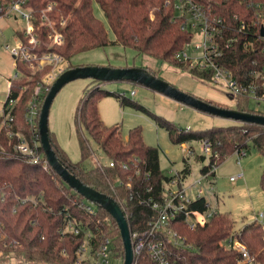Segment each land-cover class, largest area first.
<instances>
[{
    "label": "trees",
    "instance_id": "trees-1",
    "mask_svg": "<svg viewBox=\"0 0 264 264\" xmlns=\"http://www.w3.org/2000/svg\"><path fill=\"white\" fill-rule=\"evenodd\" d=\"M96 1L114 35L113 40L109 39L106 26L95 16L93 0H33L39 37V44L33 52L38 56L49 53L61 56L67 66L63 71H66L75 68L71 64L75 55L109 46H123L136 51L138 55L153 57L175 68L184 69L201 81L210 78L203 72L190 71L186 62L176 59L177 53L193 41V34L184 28V19L176 17L175 10L167 3L168 0ZM197 1L211 4L215 14L232 25L237 26L242 20L251 22L256 19L257 9L248 7L251 0ZM259 2L264 7V0ZM44 17L49 19L51 26L48 22L42 26L43 22H46ZM235 18L238 20L233 22ZM52 32L62 35L61 43L56 44L49 38ZM237 37L238 42L247 39L243 34ZM24 44L30 48L25 41ZM258 58L259 53L256 54L250 49L244 50L241 43L229 51L225 63L238 80L249 82L250 72L255 69L253 63ZM26 65L19 63L16 67L19 76L10 81L7 101L18 99V129L31 138L34 135L33 130L24 120V115L30 101L36 98L40 102L41 114L51 89L39 96L36 95L35 84L50 67H45L42 73L28 74ZM146 70L150 72L149 69ZM152 74L157 77V74ZM105 84L92 80L91 87L80 100L77 118L81 129L86 130L103 151L106 163L112 161L116 166H86L85 160L91 153L95 156L96 154L91 152L83 135L80 136L82 158L78 163L71 162L67 153L60 149L55 134L50 131L51 147L59 162L64 164L76 179H80L92 190L110 196L121 206L131 235L138 233L140 238L147 239L149 224L155 219L156 212L147 205L139 204L140 196L144 199H162L164 186L170 177L162 174L160 150L145 144L140 126L129 130L127 138L124 139L120 125L104 124L99 114V101L102 98L114 97L121 107L146 111L142 105L125 95L105 90ZM250 101L246 95L239 97L236 100L237 111L264 115L251 110ZM208 103L224 109L229 108ZM159 125L168 131L175 145L201 142L209 147L208 156L195 157L198 163H208L200 169L202 174L211 173L210 175L215 177V168L234 154L245 157L252 146L264 158V126L261 125L234 123L227 127L213 126L210 129L188 130L161 118ZM36 133L39 134V130ZM39 139L41 143V135ZM15 140H11L5 131L1 130L0 149L2 147L6 155L0 157V264H11V258H15L17 264H76L83 234L79 237L62 236L60 230L67 218L82 224L84 230H91L96 234V248L107 238L111 239L114 254L122 261L125 260L120 229L111 214L99 205L95 206L94 215L83 209L81 204L86 201L85 197L68 187L50 164L46 169V156L42 145L38 150L44 154V161L31 164L15 153ZM187 153L188 156L194 155L191 149ZM184 161L185 167L180 174L185 179L191 174V169L189 158ZM123 165H127V168H123ZM261 174L260 188L264 192V167ZM121 182L124 183L123 186L120 185ZM127 184H131L132 189H128ZM131 193L133 200H129ZM189 208L200 211L210 209L206 198L190 204ZM179 222L176 230L186 238V246L170 249L172 258L178 264H238L240 253L230 245L234 240L249 250L254 264H264V222L256 220L238 231L234 229V220L221 212L205 225L195 229H191L183 217ZM12 242L20 243L21 246L10 248ZM137 264L158 263L151 258L147 249H144L137 257Z\"/></svg>",
    "mask_w": 264,
    "mask_h": 264
},
{
    "label": "rangeland",
    "instance_id": "rangeland-1",
    "mask_svg": "<svg viewBox=\"0 0 264 264\" xmlns=\"http://www.w3.org/2000/svg\"><path fill=\"white\" fill-rule=\"evenodd\" d=\"M93 11L96 18L109 31V39L113 40L114 35L96 0H93ZM17 31L19 28L14 18L0 19V103L7 100L10 91L9 83L14 79L17 72L15 59L11 55V49L18 45ZM191 32L194 34L195 42L201 40L198 28L192 29ZM71 64L74 67L149 69L150 72L157 74L160 80L174 86L181 92L229 107V109L236 107L235 100L229 90L215 88L207 82L196 79L184 69L175 68L167 62H161L153 57L138 55L136 51L123 46H109L105 49H96L75 55ZM45 67H50V69L44 72ZM66 67V63H61L59 69L64 70ZM26 68L28 74L44 72V75L35 84L36 89L51 75L56 66L47 64L40 68V66L34 67L29 63ZM26 79L30 80V78ZM91 85V79H77L65 85L52 102L53 105L49 114L50 131L55 134L60 149L67 153L73 163H78L82 158L81 135H83L91 152H95L101 162H107L103 151L98 148L89 133L81 129L77 118L80 100ZM103 87L110 92L125 95L146 109L143 111L138 108L121 107V104L114 97L102 98L99 101V114L104 124L106 126L120 125L124 139L127 138L129 130L137 126L142 128L145 144L158 147L160 150L159 161L163 175L171 177L173 173L171 171L181 173L185 167V158H189L191 174L184 181L186 185H192L191 190L189 189V197H197L199 190L202 189L204 191L203 196L207 199L212 210L228 214L229 218L235 222L234 229L238 231L248 223L256 221L257 217L264 213V192L260 188L264 158L258 154L253 146L245 157H239L236 154L230 156L225 163L216 168L215 177L205 178L200 169L208 163H198L195 160L196 156L209 155L205 145L201 142L186 143L184 146L175 145L171 141L168 131L159 125L160 118L173 122L181 129L188 130L210 129L213 126L227 127L237 122L196 111L137 83L113 82L106 83ZM133 93H135L134 96H132ZM250 108L254 112L264 113V103L250 101ZM190 149L194 152L193 156H188L187 152ZM96 162L94 153H91V156L84 163L89 168H93L97 167L98 163ZM240 175L243 177L238 178ZM232 178L236 179L232 181ZM199 181H201L200 184H198ZM195 183L196 186H193ZM260 222H264V219ZM1 260L2 256H0V263ZM111 261L112 264H122L119 259L114 257H111ZM11 264H17L15 258H11Z\"/></svg>",
    "mask_w": 264,
    "mask_h": 264
},
{
    "label": "built area",
    "instance_id": "built-area-1",
    "mask_svg": "<svg viewBox=\"0 0 264 264\" xmlns=\"http://www.w3.org/2000/svg\"><path fill=\"white\" fill-rule=\"evenodd\" d=\"M32 1L0 0V19L14 18L18 24L19 31L16 32L18 45L14 49H11V55L15 59L16 67L19 63H26L28 65L31 63L32 66H40V68H43L47 64L56 66L51 75L36 88V95L40 96L42 93H45L43 90H50L64 72L59 69L60 64L64 63V59L54 53L38 56L33 52L39 44V37L36 25L37 13ZM243 1L247 2L248 0ZM167 3L173 7L177 18L184 19V28L190 31L194 28L199 29L201 39L195 42L194 34L192 33L193 41L187 44L181 52L177 53L176 59L179 62H186L190 71H199L210 76L208 80H202L203 82H207L215 88L229 90L235 103L239 97H243L244 95L248 96L251 101L264 103V7L261 6L259 0H251L248 3L249 8L257 9L256 19L251 22L242 20L240 23H237V26L227 23L223 18L216 15L211 4H203L197 0H168ZM48 20L44 17V21L46 22H43L42 26L47 25ZM237 20L238 18H235L233 22ZM48 23L51 26V22ZM240 34L245 35L247 39L238 42L237 36ZM49 38L54 40L53 42L56 44L62 41V35L53 32L49 34ZM24 41L30 45L29 49L24 44ZM241 43L244 50L250 49L251 51H255L256 54L259 53V58L253 63L255 69L250 72L251 79L249 82L238 80L233 71L226 67L225 63L229 51L236 44L239 45ZM18 76L19 74L16 73L14 78H18ZM134 95L135 93L132 94V96ZM39 103L38 98L32 99L24 115V120H26V123L33 130L34 135L31 138H28L18 129L16 114L18 112V99L6 100L4 103H0V133L1 130H4L11 140L16 139L14 145L15 153L31 164L44 161V154L38 150L41 145L40 135L36 133L39 130L40 121L41 106ZM234 110H237L236 107ZM205 148L209 152V147L205 145ZM5 155L6 152L1 147L0 157ZM95 158L98 167L107 164L101 162L97 156ZM44 165H47L45 166L47 169L48 162L46 159ZM108 165L110 167L116 166L112 161L108 162ZM123 168H127V165H123ZM171 172L173 173L169 182L164 186L165 193L162 199L153 197L144 199L140 196L139 204L151 207L156 212V217L150 221L147 239L140 238L138 233L131 235L135 256L133 264H137V257L141 255L144 249H147L151 258L158 264H178L172 258L170 249L171 247L181 248L186 246V238L176 230V226L180 224V219L183 217L190 228L195 229L205 225L219 213L218 210H212L210 204H208L210 209L205 211L190 209V204L199 201L201 198H205L203 196L204 191L200 189L197 197H189V189L191 190L192 185L184 183L186 178L184 179L180 172ZM210 174L203 175L205 178H208L212 176ZM242 177L243 175H240L238 178ZM235 179L232 178V181ZM123 184L122 182L120 183L121 186ZM193 186H196V183ZM127 188L132 189V185L127 184ZM147 192H151V190H147ZM133 199L134 197L131 193L129 200ZM86 201L88 200L86 199ZM86 201L81 204V207L94 215L96 213V204L90 201L86 203ZM263 219L264 213L257 217L258 221H262ZM60 233L62 236L70 235L74 237H79L83 234V241L77 251L78 260L76 264H112L111 257L119 259L124 264V260L122 261V259L116 257L114 254L111 239L107 238L99 248H96V234L91 230H84L80 223L78 224L67 218ZM230 245L234 246L240 253L238 264H254V259L249 250H246L237 240L232 241ZM20 246V243L18 244L17 242H12L9 245L10 248H19ZM65 253L63 254L65 255ZM0 256L2 255L0 254Z\"/></svg>",
    "mask_w": 264,
    "mask_h": 264
},
{
    "label": "water",
    "instance_id": "water-1",
    "mask_svg": "<svg viewBox=\"0 0 264 264\" xmlns=\"http://www.w3.org/2000/svg\"><path fill=\"white\" fill-rule=\"evenodd\" d=\"M77 79H91L103 83L113 82H130L139 84L149 90L159 92L160 94L169 97L180 104L195 109L196 111L217 116L224 119H231L237 123H250L254 125L264 126V115H254L246 112H239L234 109H224L217 105H211L203 99L195 98L185 92H181L174 86L165 83L150 73L144 68H121L115 69L111 67H75L64 71L59 79L51 87L50 93L44 101V106L40 114L39 134L41 135V145L45 151V156L48 164L52 166L58 176L65 181L68 187L81 194L88 201L99 205L102 209L111 214L112 218L118 223L120 235L123 239L125 260L124 264H133L135 256L133 253V243L131 231L126 216L118 205V203L102 193L92 190L85 186L80 179H76L68 169L61 164L56 156L55 151L51 147L49 114L52 107V102L63 89V87Z\"/></svg>",
    "mask_w": 264,
    "mask_h": 264
}]
</instances>
